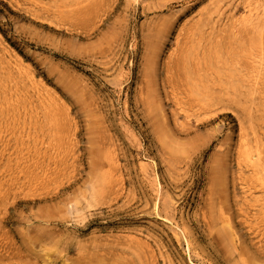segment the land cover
<instances>
[{
	"label": "rangeland",
	"instance_id": "1",
	"mask_svg": "<svg viewBox=\"0 0 264 264\" xmlns=\"http://www.w3.org/2000/svg\"><path fill=\"white\" fill-rule=\"evenodd\" d=\"M0 264H264V0H0Z\"/></svg>",
	"mask_w": 264,
	"mask_h": 264
}]
</instances>
